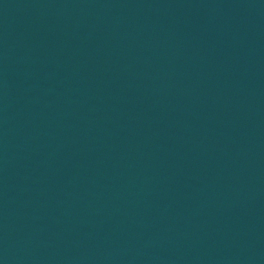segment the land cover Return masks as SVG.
I'll list each match as a JSON object with an SVG mask.
<instances>
[{"label": "water", "instance_id": "water-1", "mask_svg": "<svg viewBox=\"0 0 264 264\" xmlns=\"http://www.w3.org/2000/svg\"><path fill=\"white\" fill-rule=\"evenodd\" d=\"M0 264H264V0H0Z\"/></svg>", "mask_w": 264, "mask_h": 264}]
</instances>
